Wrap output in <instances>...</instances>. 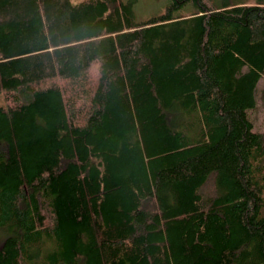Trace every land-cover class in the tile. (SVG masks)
Listing matches in <instances>:
<instances>
[{"label":"trees","instance_id":"trees-1","mask_svg":"<svg viewBox=\"0 0 264 264\" xmlns=\"http://www.w3.org/2000/svg\"><path fill=\"white\" fill-rule=\"evenodd\" d=\"M0 0V264H264V0Z\"/></svg>","mask_w":264,"mask_h":264},{"label":"rangeland","instance_id":"rangeland-1","mask_svg":"<svg viewBox=\"0 0 264 264\" xmlns=\"http://www.w3.org/2000/svg\"><path fill=\"white\" fill-rule=\"evenodd\" d=\"M78 3L82 0H72ZM167 0H139L135 6V19L140 22L151 15L163 10L167 5ZM257 105L249 110V118L254 125V132L264 133V79H261L256 92ZM2 237H0V244Z\"/></svg>","mask_w":264,"mask_h":264}]
</instances>
